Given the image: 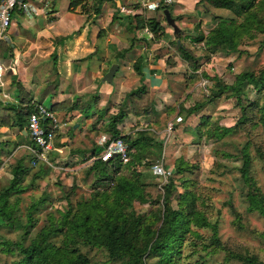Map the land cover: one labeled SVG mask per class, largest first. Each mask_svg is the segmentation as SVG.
Returning a JSON list of instances; mask_svg holds the SVG:
<instances>
[{
	"label": "rangeland",
	"instance_id": "374dc122",
	"mask_svg": "<svg viewBox=\"0 0 264 264\" xmlns=\"http://www.w3.org/2000/svg\"><path fill=\"white\" fill-rule=\"evenodd\" d=\"M204 4L207 3L203 1L199 5ZM206 10L203 11L206 16L203 20L189 22L188 26L181 25L189 29L187 33L191 37L199 32L207 34L213 28L215 23L208 20L207 15L210 6ZM214 11L215 16L224 19L232 16L224 9ZM251 33L252 37H242L236 45V51L229 54L217 49L212 55H207L200 43L192 44L185 40V49L200 58L197 69L192 71L180 60L178 71L183 75L177 80L178 93L175 94L174 103L161 111L152 122H135L129 128L134 131L128 134L142 131L151 140L142 151L148 165L138 169L145 202L134 201L135 212L151 220L153 210L157 209L161 201L164 185L171 178L174 183L172 206L177 205V196L190 192L194 196L196 210L210 226L215 225L219 248L204 247L210 244L211 231L208 226L192 228L182 242L179 262L175 264H193L198 256L202 257L205 264H238L236 258L226 257L227 251L243 256L254 255L264 262V216L247 210L245 195L248 190L253 192V187L244 186L239 172L242 164L239 151L244 148L249 155L248 176L264 197V134L261 127L256 125V117L251 115V120L237 126V120L243 113L235 105L234 97H227L226 93L203 105L194 114L184 116V112H180L205 98L214 83V77L230 85L244 71L257 73L264 70V37L254 31ZM246 95V101L250 102L256 93L249 88ZM42 104L47 106L48 98ZM115 112H107L101 121L97 117L95 126L94 120L89 124V130L95 136L90 143L92 147L97 145L100 134L109 135L106 131L107 122ZM249 115L246 112L244 116ZM222 128L232 130L222 133ZM12 149L9 148L6 153ZM66 154L54 155L49 152L43 159H38L29 151L18 150L13 157L0 164V188L7 186L11 170L17 162L28 168L22 181L25 190L18 195L16 213L24 222L29 207L35 205L37 209L31 212L35 222L24 239L25 244L29 238L36 237L41 229L47 228L50 215L57 217L64 209L89 200L93 193H101L106 188L95 187L93 175L87 174L90 164L81 162L82 157L74 159ZM157 163L169 170L170 175L166 179L152 172V165ZM119 174H129L126 164L120 167ZM111 178L112 175L107 173L105 182ZM111 184L112 181L109 182ZM22 233V229L0 228V240L15 241ZM60 240L58 236L50 239L56 246L61 245ZM81 251L86 253L90 264H119L107 261L104 252L99 249L81 248ZM14 259H17L15 255L3 252L0 248V264H9Z\"/></svg>",
	"mask_w": 264,
	"mask_h": 264
},
{
	"label": "crops",
	"instance_id": "0c3cea01",
	"mask_svg": "<svg viewBox=\"0 0 264 264\" xmlns=\"http://www.w3.org/2000/svg\"><path fill=\"white\" fill-rule=\"evenodd\" d=\"M30 1L38 12L14 11L6 37L0 41V61L11 66L3 72L0 85V164L18 150L27 153L24 146L30 140L23 104L31 99L42 104L48 98L46 107L65 123L49 152H65L74 159L84 152L88 155L94 147L89 124L122 104L127 112L116 126L122 134L134 131L129 128L135 122H152L178 93L177 80L183 73L178 71L182 59L176 44L184 45L190 36L181 25L203 20V11L210 6L199 5V0H173L167 6L177 27L174 32L162 9L147 8L158 0H104L97 6L98 13L90 16L80 7L70 9L69 0ZM214 9L219 8L210 6L208 20L213 21ZM134 16L156 20L162 35L148 38L142 31L145 25L135 28ZM112 65L116 69L108 82L103 78ZM141 85L140 97L124 100L126 93ZM133 108L147 112L138 115ZM9 148L13 149L6 153Z\"/></svg>",
	"mask_w": 264,
	"mask_h": 264
},
{
	"label": "trees",
	"instance_id": "16d2710c",
	"mask_svg": "<svg viewBox=\"0 0 264 264\" xmlns=\"http://www.w3.org/2000/svg\"><path fill=\"white\" fill-rule=\"evenodd\" d=\"M103 1L69 0V8L73 10L80 7L82 12L90 16V14L98 13L97 6ZM199 1H205L214 8L224 9L232 15L225 19L213 15L211 19L217 22L207 34L199 32L188 37L190 43H200L201 49L207 55H212L217 49L223 51L224 54L235 52L236 45L242 37L251 36L252 31L264 37V0ZM158 9L168 10L169 7L159 5ZM133 18L136 22L135 28L141 29L145 25L144 27L149 28L154 38L162 35V27L156 20H144L140 16ZM176 48L182 61L192 71H195L200 58L188 52L182 43L176 44ZM135 71L140 74L138 68H135ZM249 88L256 93L250 102L246 101ZM143 92L144 88L141 85L126 93L124 100L130 97L138 98ZM224 93L227 97H234L235 105L243 113L236 125L239 126L246 120H251V115H254L256 125L261 127L264 134V70L257 73L244 71L237 75L234 83L230 85L214 77V83L209 87L205 98L200 103L181 109L180 112H184V116L194 114L203 105L212 102ZM124 107L125 104H122L114 114L109 116L106 131L111 139L120 138L128 147L135 149V153L130 154L126 163L129 174L117 175L123 164L117 158L108 161L100 160L97 156L101 148L94 145L88 155H85V152L82 154L81 162L94 157L91 164L87 166V174L93 175L95 187L104 186L106 188L101 193H93L91 199L64 209L57 217L53 218L50 215L47 228L41 229L36 237L29 238L27 244L24 243V239L35 222L31 212L37 208L35 205L29 207L24 222L17 215L18 195L25 190L22 181L28 168L20 161L12 168L7 186L0 188V228L22 229L23 233L15 241L0 240L1 251L17 257L9 264H90L89 258L81 251V248L99 249L104 252L107 261L111 263L175 264L179 262L182 242L186 239L187 233L192 228L206 226L209 227L211 234L210 244L204 247H220L215 225L210 226L205 217L196 210V202L190 192H183L179 197L177 196V205L172 206L171 193L174 183L171 178L164 185L161 201L157 209L153 210L151 220H147L144 214L135 212L132 203L134 201L145 202L144 187L139 182L140 171L138 169L148 165L142 151L151 140L145 132L122 134L116 128L126 115L127 108ZM132 110L138 115L147 112L145 108L142 111L136 108ZM246 112L250 113L248 117L244 116ZM97 121V119L94 121V126ZM230 130L232 128L221 129L222 133ZM239 154L242 157L239 169L242 182L244 186L253 187L251 189L253 192L248 190L245 195L246 208L248 211H255L264 216V197L248 176L249 155L244 148L239 151ZM107 173H110L112 178L105 182ZM111 181L112 184L109 185ZM55 236L61 238L60 246L50 241L51 237ZM226 257L236 258L238 264H264L254 255L243 256L227 251ZM151 259L154 261L150 262ZM193 261V264H205L201 256L195 257Z\"/></svg>",
	"mask_w": 264,
	"mask_h": 264
},
{
	"label": "built area",
	"instance_id": "2783aa9c",
	"mask_svg": "<svg viewBox=\"0 0 264 264\" xmlns=\"http://www.w3.org/2000/svg\"><path fill=\"white\" fill-rule=\"evenodd\" d=\"M172 2L173 0H158L151 5H147V8L155 9L159 5L165 6ZM121 10L131 12V10L123 7ZM14 11H22L29 14L38 12L30 0H0V41H3L6 37L7 30L11 24V15ZM142 31L148 38L153 37L148 27H143ZM10 67L4 61H0V85L3 72L10 69ZM23 106L26 109L24 127L30 140V145L24 147L27 151L33 153L36 158L43 159L45 153L52 150L55 134L62 129L65 123L51 109L34 99L29 100ZM96 144L101 148L97 158L102 161L117 158L121 164H126L130 154L134 153V148L128 147L122 139H111L106 134H100ZM152 172L163 179L170 175L169 170L159 163L152 165Z\"/></svg>",
	"mask_w": 264,
	"mask_h": 264
},
{
	"label": "water",
	"instance_id": "95a60500",
	"mask_svg": "<svg viewBox=\"0 0 264 264\" xmlns=\"http://www.w3.org/2000/svg\"><path fill=\"white\" fill-rule=\"evenodd\" d=\"M162 15L165 19V22L173 29L174 32H177V27L175 23L173 22V19H171L170 14L167 9L162 10ZM115 69H116V66L112 65L107 71V73L104 75L103 79L110 82Z\"/></svg>",
	"mask_w": 264,
	"mask_h": 264
}]
</instances>
